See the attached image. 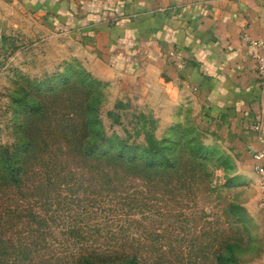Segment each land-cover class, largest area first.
I'll use <instances>...</instances> for the list:
<instances>
[{
  "label": "rangeland",
  "instance_id": "obj_1",
  "mask_svg": "<svg viewBox=\"0 0 264 264\" xmlns=\"http://www.w3.org/2000/svg\"><path fill=\"white\" fill-rule=\"evenodd\" d=\"M10 4L0 0V264H264L259 200L195 110L176 107L167 125ZM150 137L170 167L146 166ZM131 146L133 161L116 155Z\"/></svg>",
  "mask_w": 264,
  "mask_h": 264
},
{
  "label": "crops",
  "instance_id": "obj_2",
  "mask_svg": "<svg viewBox=\"0 0 264 264\" xmlns=\"http://www.w3.org/2000/svg\"><path fill=\"white\" fill-rule=\"evenodd\" d=\"M3 1L32 18L37 35L67 39L69 58L80 52L90 77L135 88L141 95L132 98L153 113L161 107L167 125L176 107H192L201 127L236 152L243 187L258 202L264 90L243 37L264 40L263 0ZM255 119L261 132L249 127Z\"/></svg>",
  "mask_w": 264,
  "mask_h": 264
},
{
  "label": "built area",
  "instance_id": "obj_3",
  "mask_svg": "<svg viewBox=\"0 0 264 264\" xmlns=\"http://www.w3.org/2000/svg\"><path fill=\"white\" fill-rule=\"evenodd\" d=\"M244 44L251 51L255 61V74L259 86L264 90V40H253L247 36L243 37ZM261 119V118H260ZM255 119L250 122L249 127L253 132H261V120ZM254 158L257 163L254 165V172L259 179L260 198L259 210L264 214V153L254 152Z\"/></svg>",
  "mask_w": 264,
  "mask_h": 264
},
{
  "label": "trees",
  "instance_id": "obj_4",
  "mask_svg": "<svg viewBox=\"0 0 264 264\" xmlns=\"http://www.w3.org/2000/svg\"><path fill=\"white\" fill-rule=\"evenodd\" d=\"M120 145L122 148H125V143L121 142ZM158 146L160 143L156 142L153 138H149L147 140V145L143 149L145 158V164L148 167H170V162L164 156V151H162ZM119 147L116 150V155L121 157H126L129 161H133L135 154H134V147H128V150H123ZM125 151V152H124ZM81 264H136V260L134 258H126L125 260H105V261H98L92 257H83Z\"/></svg>",
  "mask_w": 264,
  "mask_h": 264
}]
</instances>
